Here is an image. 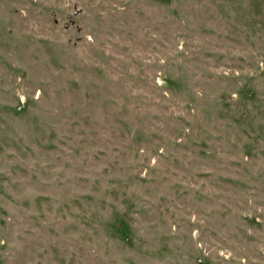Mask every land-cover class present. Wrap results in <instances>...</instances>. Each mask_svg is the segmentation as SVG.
Listing matches in <instances>:
<instances>
[{
    "label": "rangeland",
    "instance_id": "rangeland-1",
    "mask_svg": "<svg viewBox=\"0 0 264 264\" xmlns=\"http://www.w3.org/2000/svg\"><path fill=\"white\" fill-rule=\"evenodd\" d=\"M0 264H264V0H0Z\"/></svg>",
    "mask_w": 264,
    "mask_h": 264
}]
</instances>
